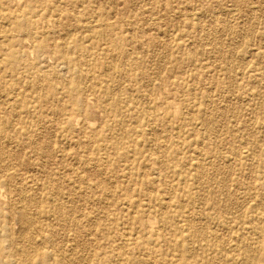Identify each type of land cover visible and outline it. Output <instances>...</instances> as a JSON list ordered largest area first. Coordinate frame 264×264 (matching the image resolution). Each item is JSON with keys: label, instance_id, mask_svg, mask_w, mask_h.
Masks as SVG:
<instances>
[{"label": "rangeland", "instance_id": "1", "mask_svg": "<svg viewBox=\"0 0 264 264\" xmlns=\"http://www.w3.org/2000/svg\"><path fill=\"white\" fill-rule=\"evenodd\" d=\"M0 35L4 253L264 264V0H0Z\"/></svg>", "mask_w": 264, "mask_h": 264}, {"label": "bare ground", "instance_id": "2", "mask_svg": "<svg viewBox=\"0 0 264 264\" xmlns=\"http://www.w3.org/2000/svg\"><path fill=\"white\" fill-rule=\"evenodd\" d=\"M257 7V6H256ZM252 8V7H251ZM254 8V7H253ZM216 12V11H215ZM20 13V12H19ZM231 14V13H230ZM191 16V15H190ZM199 17V16H198ZM177 18V17H176ZM155 19H157V18H155ZM147 21H149V20H147ZM152 22V21H151ZM95 26V25H94ZM97 28V27H96ZM85 30V29H84ZM68 31V30H67ZM71 31H72V29H71ZM89 31V30H88ZM46 35V34H45ZM1 36H7V35H0V37ZM4 39V38H3ZM65 39V38H64ZM1 41V40H0ZM222 56V55H221ZM210 63V62H209ZM153 85V84H152ZM193 96V95H192ZM202 97V96H201ZM194 101V100H193ZM245 102V101H244ZM33 141V140H32ZM149 141H150V139H149ZM202 146V145H201ZM223 153V152H222ZM63 154V153H62ZM221 155V154H220ZM193 157V156H192ZM213 159V158H212ZM233 160V159H232ZM208 161V160H207ZM44 163V162H43ZM220 166V165H219ZM200 167V166H199ZM29 171V170H28ZM10 172V171H9ZM28 174V173H27ZM194 175V174H193ZM206 177V176H205ZM98 186V185H97ZM105 186V185H104ZM108 189V188H107ZM78 191V190H77ZM1 194V193H0ZM136 200V199H135ZM24 202V201H23ZM22 202V203H23ZM20 203V202H19ZM99 205V204H98ZM122 205V204H121ZM21 206V205H20ZM14 211H16V209L14 210ZM26 211H28V209H27V207L25 208L24 207V205H23V207H21V208H19V209H17V211L13 214L12 212H10V213H8L7 215H1L0 214V222H1V220L3 219V218H5L6 220H8V221H12L13 219H12V216L14 215V216H16L18 219H19V221H20V225H21V223H22V230H26L27 228H29V229H32L33 228V222L34 221H31V219L29 218L30 216L29 215H27V212ZM175 212V211H174ZM30 213V212H29ZM264 214V213H263ZM31 216H32V214H31ZM15 217V218H16ZM32 217H34V216H32ZM203 217V216H202ZM135 218V217H134ZM33 220V219H32ZM75 222V221H74ZM46 223V222H45ZM94 223V222H93ZM0 226H1V223H0ZM214 229V228H213ZM32 231H35V229H33ZM250 233V232H249ZM252 234V233H251ZM251 236V235H250ZM21 238H22V235H21ZM44 238V237H43ZM88 238V237H87ZM23 239V238H22ZM42 239V238H41ZM23 241V240H22ZM42 242V241H41ZM129 242V241H128ZM127 242V243H128ZM47 243V242H46ZM37 248V247H36ZM73 251V250H72ZM47 252H48V249H47ZM46 251H40V250H37V249H35L34 251H33V253H34V256L35 257H32V259H35L36 257H41V256H45V255H48V253H47ZM58 253V252H57ZM31 254H32V252H31ZM249 254H244V256H243V258L244 259H246V257L248 256ZM32 256H33V254H32ZM25 257V254H24V251H22L21 252V254H19V253H17V252H9V253H4V251H3V249L0 247V261L3 263V259H7L8 260V264H30L29 262H30V258H29V256L26 254V257ZM24 258V259H23ZM221 260L223 261V264H225V263H232V262H234L235 261V259L233 258V257H228V254L227 255H222L221 256ZM242 261V260H241ZM82 262V261H81ZM244 262V261H243ZM233 264V263H232Z\"/></svg>", "mask_w": 264, "mask_h": 264}]
</instances>
